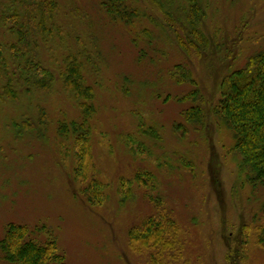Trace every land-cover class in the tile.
<instances>
[{
    "label": "rangeland",
    "instance_id": "obj_1",
    "mask_svg": "<svg viewBox=\"0 0 264 264\" xmlns=\"http://www.w3.org/2000/svg\"><path fill=\"white\" fill-rule=\"evenodd\" d=\"M58 1L67 47L76 51V35L91 44L92 34L102 57L99 73L86 76L95 94L91 172L105 200L92 206L83 193L87 185L73 177L74 154L64 151L74 152V136H59L58 128L82 117L57 81L55 91L36 96L33 105L27 99L17 106L0 104V240L14 223L29 229L28 240L55 241L65 264H151L148 255L129 249L128 239L145 218L158 215L147 198L153 196L182 227L177 251L191 264H264V250L252 235L248 243L242 236L243 226L262 216L264 190L238 191L229 132L213 117L202 131L186 123L182 112L192 103L178 100L193 87L177 84L170 73L177 65L187 68L194 87L215 103L227 72L264 50V0H201V29L211 41L202 57L185 56L160 26L183 36L179 0L166 6L172 19L151 3L130 0L146 14L130 28L111 23L101 0ZM10 41L0 29V42ZM42 54L46 60V49ZM36 104L47 110V123L19 137L10 123L23 114L35 117ZM141 172L151 173V186L137 181ZM125 182L133 196L124 204L119 192ZM0 264H9L1 254Z\"/></svg>",
    "mask_w": 264,
    "mask_h": 264
},
{
    "label": "trees",
    "instance_id": "obj_2",
    "mask_svg": "<svg viewBox=\"0 0 264 264\" xmlns=\"http://www.w3.org/2000/svg\"><path fill=\"white\" fill-rule=\"evenodd\" d=\"M144 1L172 19V13L166 10L172 0ZM179 1L183 36L166 24L160 23V26L185 56L189 57L194 52L202 57L211 49V41L201 29L204 18L201 0ZM100 8L111 23H121L128 28L146 19L142 9L130 0H101ZM60 9L58 0H0V29L12 39L7 44L0 42V104L17 106L27 99L33 105L36 96L53 93L56 82H60L61 89L58 91L74 102L82 118L80 122L60 124L58 134L66 138L74 136V152L73 149L64 151L74 154L73 177L76 182L87 185L83 193L88 196L90 204L101 206L105 200L103 186L93 179L96 172H91L94 171V164L89 120L95 115V94L94 88L87 82L86 73H99L102 57L92 34L91 44H85L78 35H74L76 51L67 47V34L59 20ZM76 13L82 18L87 17L82 10ZM43 49H46V60L42 59ZM187 70L177 65L170 71L177 84L193 87L178 100L192 103L182 112V117L186 123L201 131L206 128L209 117L223 125L233 141L229 152L237 161L238 191L246 187L253 193L264 190V50L248 57L242 68L227 72L220 84L219 98L213 104L205 99L199 88L194 87L197 84ZM34 109L35 117L23 114L18 121L10 123V128L19 137L32 134L47 123V110L40 104H36ZM176 128L179 129V126L176 125ZM136 179L144 188L152 184V175L148 172L136 174ZM125 185L128 186L126 189ZM119 195L120 203L125 204L131 199L133 191L129 182L120 187ZM147 198L156 207L158 215L145 218L129 232V249L140 256L148 255L151 264L179 261L191 264L177 251L180 236L184 233L182 227L160 207L162 202L153 196ZM261 213V217L256 215L251 224L243 226L242 236L248 243L252 235L254 245L264 250V201ZM29 233L26 226L7 225L0 240L3 261L9 264H65L55 241L38 244L28 240Z\"/></svg>",
    "mask_w": 264,
    "mask_h": 264
}]
</instances>
